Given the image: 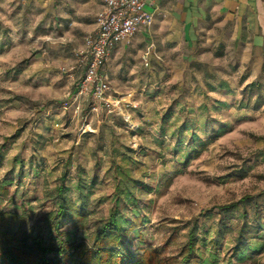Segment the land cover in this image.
I'll list each match as a JSON object with an SVG mask.
<instances>
[{"label": "rangeland", "instance_id": "obj_1", "mask_svg": "<svg viewBox=\"0 0 264 264\" xmlns=\"http://www.w3.org/2000/svg\"><path fill=\"white\" fill-rule=\"evenodd\" d=\"M101 7L0 0V210L25 213L28 234L55 248L92 245L116 212L124 227L144 220L127 239L142 264H181L192 230L206 264H264V106L239 108L248 84L264 87V57H236L213 28L193 48L150 30L112 51L111 86L136 107L109 111L79 87ZM148 41L161 59L145 67ZM81 183L85 228L49 230L57 187L79 202ZM245 222L262 230L233 256Z\"/></svg>", "mask_w": 264, "mask_h": 264}, {"label": "trees", "instance_id": "obj_2", "mask_svg": "<svg viewBox=\"0 0 264 264\" xmlns=\"http://www.w3.org/2000/svg\"><path fill=\"white\" fill-rule=\"evenodd\" d=\"M264 87L261 84L250 83L243 91L239 108L260 109L264 106ZM252 98H255L252 103ZM200 151L196 153L198 156ZM80 201L74 202L65 196L64 187H57L60 202L56 210L49 212L46 220L47 228L60 232L65 221H70L76 230L85 228L89 218L86 187L78 185ZM9 188L0 183V196H7ZM118 213H111L108 220L93 235L92 245L62 244L58 248L44 245L38 236L31 237L26 229L28 218L25 213L0 210V264H142L144 255L128 248L127 239L134 229L143 225L144 220L133 217L128 221V227L120 224ZM261 226L245 222L239 228L237 246L233 256L244 250L249 239L259 236ZM221 230L218 232L221 236ZM251 237L246 238L245 234ZM261 238L264 239V236ZM216 244L218 241H213ZM196 230L189 234L187 255L181 264H206L202 255H196ZM57 252L60 259L48 257ZM198 253V251H197ZM203 260V261H201Z\"/></svg>", "mask_w": 264, "mask_h": 264}, {"label": "crops", "instance_id": "obj_3", "mask_svg": "<svg viewBox=\"0 0 264 264\" xmlns=\"http://www.w3.org/2000/svg\"><path fill=\"white\" fill-rule=\"evenodd\" d=\"M101 2L100 11L104 8V3L102 0ZM144 2V10L150 23L139 27L135 34L136 43L146 36L148 31L153 30L160 34L164 41L186 44L193 48L201 34L213 28L216 31L215 42L233 43L235 45L233 53L236 57L250 58V61L264 57L263 0H144ZM148 44L149 41L145 50ZM160 59L161 56L157 54L155 48L151 64L153 61L159 63ZM105 69L110 78L107 66ZM130 94L125 97H129Z\"/></svg>", "mask_w": 264, "mask_h": 264}, {"label": "built area", "instance_id": "obj_4", "mask_svg": "<svg viewBox=\"0 0 264 264\" xmlns=\"http://www.w3.org/2000/svg\"><path fill=\"white\" fill-rule=\"evenodd\" d=\"M104 8L96 17L94 35L85 39V49L80 52V67L83 68L79 87L81 94H89L94 101L109 111L136 107L132 101L124 100L111 86L105 69L112 51L121 43L130 42L142 24H149L144 10V0H102ZM155 44H148L143 53L145 66H150ZM125 116V115H124Z\"/></svg>", "mask_w": 264, "mask_h": 264}, {"label": "bare ground", "instance_id": "obj_5", "mask_svg": "<svg viewBox=\"0 0 264 264\" xmlns=\"http://www.w3.org/2000/svg\"><path fill=\"white\" fill-rule=\"evenodd\" d=\"M130 95H131V94H130ZM130 95H129V96H130ZM128 98H129V97H126L125 100L128 99Z\"/></svg>", "mask_w": 264, "mask_h": 264}]
</instances>
